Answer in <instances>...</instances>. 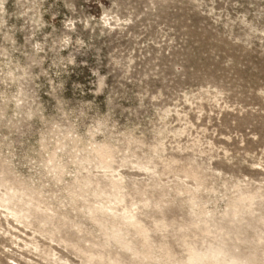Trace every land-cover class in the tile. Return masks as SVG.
<instances>
[{"label": "rangeland", "instance_id": "1", "mask_svg": "<svg viewBox=\"0 0 264 264\" xmlns=\"http://www.w3.org/2000/svg\"><path fill=\"white\" fill-rule=\"evenodd\" d=\"M1 4L0 180L59 216L25 229L0 210V264H50L51 251L81 264L85 242L123 264H184L213 248L264 264V0ZM96 147L115 174L95 169ZM87 154L94 181L124 178L116 209L137 210L151 244L133 238L139 256L106 245L71 201Z\"/></svg>", "mask_w": 264, "mask_h": 264}, {"label": "bare ground", "instance_id": "2", "mask_svg": "<svg viewBox=\"0 0 264 264\" xmlns=\"http://www.w3.org/2000/svg\"><path fill=\"white\" fill-rule=\"evenodd\" d=\"M2 2H3V0H0V4ZM3 4H1V5H3ZM62 145L60 144V146H62ZM74 146L77 147V144L76 145L74 144ZM91 146L93 147V145H91ZM57 148H58V146H57ZM85 148H87V147H85ZM57 150H59V149H57ZM63 150H64V148H63ZM63 150H61V151H63ZM93 150H95L93 153H96V154H94V155H96L94 157H96V160H97L95 169L98 166L100 168V171L103 172V170H104V175H105L106 171H111L112 174H115L114 173L115 171H113V168L110 166L109 163H107V159H109L107 150L104 147H100V148L93 149ZM87 151H89V150L87 149ZM54 152L56 153V151H54ZM91 153H92V151H91ZM51 154L52 153H50L51 157L49 159V163H52L51 169H53L56 172L57 182L62 181L63 184H66L65 183L66 181L65 182L63 181V177H65V176H63L65 174L64 170L66 168L61 166V165H58L59 161L57 162L58 164L56 165V163H55V161H56L55 155L56 154L55 155L52 154L53 156ZM88 154H89V152H88ZM59 157H60V153H59ZM88 157H89V155L85 159L83 157V162H81V165H82V163H84L81 167H82V169H84V172L87 171V176L79 177L80 175L76 176V174H75L76 177H74L75 179L73 178V182L71 181L72 182L71 184H70V182L68 183L70 185L68 187V190H69V193L71 196V201L74 202V205H76V206H78V204L81 203V201H82V204L80 206L76 207V209L78 211H80L81 214L82 213L84 215L88 214L90 216L89 219H91L92 222L95 224L96 228H98V231L101 234V237H103V239L105 240L106 245L110 244L111 242H115L117 244H120L123 250H126L128 252H132L133 255L139 256V252L135 248H133V245H132L133 244L132 243L133 238L137 237L136 240L140 241V243L144 247H146V246L151 247V244L149 243V238L146 234V231L141 226V222L138 219V215L134 214L135 211H137V210H134V213H133V211H131L130 209L123 206L124 209L121 211L122 213L119 214L120 212L118 213V211H117L118 209H116V208H118V207H116L117 205H119V204L122 205V203L125 202V195L123 194L124 186H123V182H122L124 180V178L122 177L121 174H119V175L116 174V176L113 175L112 176L113 179L110 180V183L108 185L102 186L101 182L94 181L95 177H94V179L92 177L93 171L89 170V167L93 164L92 163L93 161L90 160L92 156H90V159ZM60 159L61 158H59L58 160H60ZM74 159H75V157H74ZM92 159L95 160V158H92ZM75 162H76V160H75ZM60 163H61V161H60ZM98 167H97V169H98ZM48 168H49V166H48ZM46 169H47V166H46ZM79 170H80V168H79ZM142 170H144V167ZM67 171H68V169H67ZM69 172H71V171H69ZM79 172H81V171H79ZM147 173H149V171H147ZM47 174H48V172H47ZM95 175H96V173H95ZM110 175H111V173H110ZM69 177H70V175H69ZM69 177H68V179H69ZM108 177L109 176L107 175V179H108ZM53 178H55V177H53ZM97 178H98V176H97ZM107 179H105V180H107ZM70 180H72V179H70ZM39 188H43V187H39ZM107 188H109V190H107ZM64 189H65V187H64ZM65 192L67 193V191H65ZM37 194H38L37 191H35L34 189L27 188L23 185L15 187L12 184H8V181H6V180H0V210H1V212L6 213V219L7 220H9V218L13 219L14 222L15 221L17 222V224H18L17 226L23 227L25 229L32 226V222H31L32 220H38L40 225H42L43 227H45L46 225L52 224L55 221L56 217L59 216L58 213L56 212L58 209L54 210V209L49 208L48 206L42 207L41 206L42 202L39 200V195H37ZM40 194H41V192H40ZM90 197L93 199L91 200ZM254 198H255L254 196L244 197L242 195L238 198V202L244 203L247 200L252 202V200H254ZM67 203H68V201H67ZM66 205H68V204H66ZM70 207H71V204H70ZM63 208H64V205H63ZM73 208H74V206H73ZM130 208H131V206H130ZM230 208H232L234 210V214H235V208H237V206L235 205V201L231 204ZM65 209H67V208H65ZM59 211H61V210H59ZM64 213H66V212L64 211ZM61 214H60L59 218H63L64 221L67 220L69 214L68 215H61ZM205 215H207V214H205ZM76 216H77V214H76ZM76 227L78 229V232H81V229L78 226H76ZM12 228L14 229V231L19 232V230L17 228H14V227H12ZM12 228H10V229H12ZM24 235H26V234H24ZM13 237H14V240H19V242L22 241L21 243H24V240L20 239V236H16V235L13 236L12 235L11 238L13 239ZM50 240H51V242L53 241V243H54V240L52 238H50ZM85 244H87V245H85ZM85 244H84V248H85L84 250L85 251L84 250H82V251H84L83 255L85 256L86 260L83 261L81 264H123L122 262L112 260L110 258V256H108L106 258L104 256V254L101 255L102 253L99 254V257L97 256L98 259L96 260L94 258V254L92 252L95 248H98L97 245L92 244L90 242H85ZM32 245L35 247V249H39L37 243L33 242ZM103 249H105V247H103ZM209 250H215V251L221 253L225 260L235 261L236 264H255L252 261H242L235 255H229L224 251L225 249L223 250L221 248H217V249L213 248V249H209ZM209 250H206L203 252L197 251V250H190V254H189V256H188V258L184 264H188V262L190 260L200 257L202 254L206 253ZM151 254H153V253H151ZM48 257L51 259L50 264H69L68 260H64L61 257H59L58 254L55 253V251H51L48 254Z\"/></svg>", "mask_w": 264, "mask_h": 264}, {"label": "clouds", "instance_id": "3", "mask_svg": "<svg viewBox=\"0 0 264 264\" xmlns=\"http://www.w3.org/2000/svg\"><path fill=\"white\" fill-rule=\"evenodd\" d=\"M188 264H236V262L225 260L221 253L209 250L200 257L190 260Z\"/></svg>", "mask_w": 264, "mask_h": 264}]
</instances>
